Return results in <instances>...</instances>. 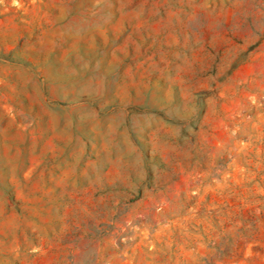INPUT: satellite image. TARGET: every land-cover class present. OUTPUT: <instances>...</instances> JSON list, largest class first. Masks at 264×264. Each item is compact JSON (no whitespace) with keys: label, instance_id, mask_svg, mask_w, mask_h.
I'll return each instance as SVG.
<instances>
[{"label":"rangeland","instance_id":"1","mask_svg":"<svg viewBox=\"0 0 264 264\" xmlns=\"http://www.w3.org/2000/svg\"><path fill=\"white\" fill-rule=\"evenodd\" d=\"M0 264H264V0H0Z\"/></svg>","mask_w":264,"mask_h":264}]
</instances>
